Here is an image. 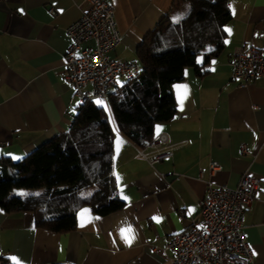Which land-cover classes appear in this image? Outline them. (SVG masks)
<instances>
[{"label":"crops","instance_id":"1","mask_svg":"<svg viewBox=\"0 0 264 264\" xmlns=\"http://www.w3.org/2000/svg\"><path fill=\"white\" fill-rule=\"evenodd\" d=\"M105 1L113 5L121 33L109 56L138 62L137 46L173 0ZM227 1L231 18L225 29L231 31H225L223 50L203 75L185 68L171 86L174 117L154 125V134L165 133L175 145L172 155L150 165L139 147L115 132L113 176L122 208L96 215L83 207L75 228L64 233L36 226L32 212L0 208V257H15L19 264H165L171 252L164 244L196 218L206 182L234 187L248 171L260 185L245 207L242 231L251 264H264V78L239 85L231 65L238 47H261L264 0ZM85 7V0H0V159L20 161L70 127L78 106L64 78L66 28ZM213 161L219 165L215 173ZM122 230L135 237L130 245Z\"/></svg>","mask_w":264,"mask_h":264},{"label":"trees","instance_id":"2","mask_svg":"<svg viewBox=\"0 0 264 264\" xmlns=\"http://www.w3.org/2000/svg\"><path fill=\"white\" fill-rule=\"evenodd\" d=\"M172 7L137 46L141 72L108 95L104 105L77 108L68 130L46 140L20 161L0 159V208L32 212L35 224L64 233L76 226V213L88 207L96 215L122 208L113 176V137L119 132L137 147L154 136V125L176 113L171 91L186 67L205 73L224 48L231 18L227 0H173ZM186 11L174 19L177 3ZM198 58L201 64H198ZM36 190L29 194L18 190ZM0 264H14L1 256ZM60 264V263H49Z\"/></svg>","mask_w":264,"mask_h":264},{"label":"built area","instance_id":"3","mask_svg":"<svg viewBox=\"0 0 264 264\" xmlns=\"http://www.w3.org/2000/svg\"><path fill=\"white\" fill-rule=\"evenodd\" d=\"M85 1L87 7L81 16L66 28L69 44L63 55L64 78L73 88L78 107L102 100L109 110L108 95L119 86L118 78H135L142 66L109 56L121 43L113 5L105 0ZM48 12L55 13L52 8ZM261 38V47L240 46L233 52L232 77L239 85L255 77L264 78V33ZM85 41L92 42V46L82 48ZM174 148L165 133H157L138 152L154 165L170 157ZM218 168L217 162H211V173ZM259 185V178L248 171L241 174L234 187L207 181L196 218L187 228L170 235L164 244V249L171 252L165 264H251L252 252L242 231V217Z\"/></svg>","mask_w":264,"mask_h":264},{"label":"rangeland","instance_id":"4","mask_svg":"<svg viewBox=\"0 0 264 264\" xmlns=\"http://www.w3.org/2000/svg\"><path fill=\"white\" fill-rule=\"evenodd\" d=\"M186 4L183 3V2H179L177 3V5H175L174 7V15H173V18L174 19H179L181 18V16L185 13L186 11ZM125 82V79L123 78H118V83L119 85H122V83ZM97 100H95V103H96ZM96 105L98 106H101L102 104H97ZM31 192H36V190H18V193H21V194H29Z\"/></svg>","mask_w":264,"mask_h":264},{"label":"snow or ice","instance_id":"5","mask_svg":"<svg viewBox=\"0 0 264 264\" xmlns=\"http://www.w3.org/2000/svg\"><path fill=\"white\" fill-rule=\"evenodd\" d=\"M225 31L230 32L231 30L230 29H225ZM180 102H181V105H182L183 104V98H181ZM96 103L97 104H103V101L102 100H97ZM14 158L18 159V157H14ZM125 199H126V197H125ZM154 219H156V218H154ZM85 222L86 221H84L82 219V221H81V227L84 226V223ZM127 231L129 233H131L132 230L131 229H128ZM121 234H122V237L125 239V242L128 243L129 245L131 244L132 240L135 238L134 236H131V235H124V230H122V233ZM11 259L13 260L14 264H19V261L15 257H12Z\"/></svg>","mask_w":264,"mask_h":264}]
</instances>
